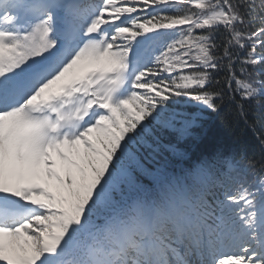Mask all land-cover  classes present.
<instances>
[{
    "label": "snow or ice",
    "instance_id": "6c2138e0",
    "mask_svg": "<svg viewBox=\"0 0 264 264\" xmlns=\"http://www.w3.org/2000/svg\"><path fill=\"white\" fill-rule=\"evenodd\" d=\"M258 96L264 0H0V264H264V161L171 159Z\"/></svg>",
    "mask_w": 264,
    "mask_h": 264
},
{
    "label": "trees",
    "instance_id": "16d2710c",
    "mask_svg": "<svg viewBox=\"0 0 264 264\" xmlns=\"http://www.w3.org/2000/svg\"><path fill=\"white\" fill-rule=\"evenodd\" d=\"M258 2V0H257ZM264 96L243 102V110L235 102H225L218 112H206L201 126L180 140L178 147L184 159L172 157L176 168L216 150L244 153L256 161H264Z\"/></svg>",
    "mask_w": 264,
    "mask_h": 264
}]
</instances>
